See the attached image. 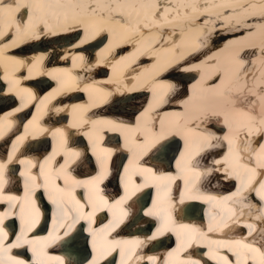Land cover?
<instances>
[{"label":"bare ground","instance_id":"bare-ground-1","mask_svg":"<svg viewBox=\"0 0 264 264\" xmlns=\"http://www.w3.org/2000/svg\"><path fill=\"white\" fill-rule=\"evenodd\" d=\"M0 70V264H264V0H0ZM225 90L190 127L181 102ZM109 150L107 179L80 187ZM26 208L40 210L27 232Z\"/></svg>","mask_w":264,"mask_h":264},{"label":"snow or ice","instance_id":"snow-or-ice-1","mask_svg":"<svg viewBox=\"0 0 264 264\" xmlns=\"http://www.w3.org/2000/svg\"><path fill=\"white\" fill-rule=\"evenodd\" d=\"M25 9H27V5L24 6ZM91 7V6H90ZM81 43H84V41H81ZM180 71L182 72H188L192 71V69L189 68H182ZM221 73H218L215 77V81L212 83H216L221 79ZM181 76L177 73L176 75H173L171 77V81L169 82H164V81H156L157 84V91H156V96L155 99L158 103H165L166 98L171 96L173 93L177 92V84L181 81ZM175 81V82H172ZM211 87V84L209 85ZM230 90H225L223 92H218L215 94L211 95H197L195 93H192L191 95H188V93H185V95H188V99L182 101L181 103L189 105V107L193 111V115L188 121V125L192 128L199 129L200 123H202L205 119L209 120V123L211 124V117L212 116H218L219 113L215 112L212 109V105L217 104L221 102V100L228 95V92ZM106 124H114L116 127L113 129L114 131H127L129 135L131 136L133 133V130L136 128L135 125H127L123 124L122 122L119 121H108ZM154 130L156 132H159V128H155ZM166 139L164 135H159L158 138L153 141L151 144H148L147 147L144 149V152H147L148 150L155 148L161 144H163V141ZM216 139L214 135L211 133H206L203 139V149H211L216 147V145L213 143V141ZM135 140L138 145H143L145 144L144 137L142 134L139 132V130L135 131ZM202 149V150H203ZM111 150L101 153L98 156V160L100 161V172L98 175L95 177H92L89 181L82 182L79 184L80 187L88 189L90 192L95 191L98 189L99 185L104 182V180L107 179V177L110 175V169H109V158L111 156ZM80 153L79 152H72L70 153V160L69 163L74 162L77 158H79ZM216 163H219V161H216ZM3 166L0 165V168ZM152 169L147 168L144 169L143 172L140 173V175H143L144 173H151ZM208 175H211V172L208 173ZM170 182V181H168ZM43 185L41 184H36L35 188H41ZM127 197H125L126 199ZM12 199V198H9ZM28 199L31 200V193L28 194ZM56 202V201H54ZM107 204V201H104L103 198L101 200L95 202V208L96 210H99L103 208ZM18 206V205H14ZM39 209H36L35 215L31 211L30 208H26L24 210V223L26 225L25 231H31L33 226L37 223L38 217H39ZM3 213H0V216H3ZM8 215H11V212L8 213ZM151 215V213H149ZM0 223H2V219H0ZM119 224V220L116 221V224L113 226L115 227L116 225ZM67 234V233H66ZM5 236L7 235L6 233L4 234ZM28 243V241L24 240L21 238L17 243L12 244L11 247L14 248H19L23 244ZM15 264H25L23 260L21 261H16Z\"/></svg>","mask_w":264,"mask_h":264},{"label":"rangeland","instance_id":"rangeland-1","mask_svg":"<svg viewBox=\"0 0 264 264\" xmlns=\"http://www.w3.org/2000/svg\"><path fill=\"white\" fill-rule=\"evenodd\" d=\"M136 107H137L138 109H140L141 106H137V105H136V106H134L133 108L135 109ZM128 108H132V107H128ZM124 113H127V112L125 111Z\"/></svg>","mask_w":264,"mask_h":264}]
</instances>
